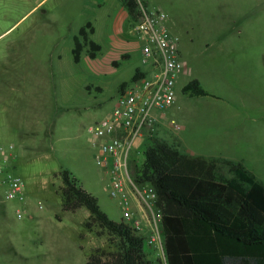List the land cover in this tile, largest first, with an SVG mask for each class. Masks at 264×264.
<instances>
[{
    "label": "rangeland",
    "instance_id": "rangeland-1",
    "mask_svg": "<svg viewBox=\"0 0 264 264\" xmlns=\"http://www.w3.org/2000/svg\"><path fill=\"white\" fill-rule=\"evenodd\" d=\"M96 2L101 7L92 8ZM148 2L166 14V25L178 39L181 58L188 66L175 105L165 111L162 140L182 153L242 163L264 183V0ZM13 14L9 10L7 15L6 7L0 5L1 24ZM88 21L94 24L92 39L100 51L90 59L85 50L76 64L73 38ZM132 24L121 0H47L43 9L34 10L7 33L3 34L6 29L0 31V68L5 67V60L17 69L9 75L10 85L2 70L0 73L3 142L9 141L4 132L14 131L20 122L28 123L23 118V78L17 72L22 59L28 53H39L42 43L44 53L46 46H52L63 55L64 64L73 67L67 75L68 88L58 77L59 99L53 97L52 105H43L39 132L43 148H26L22 143L27 138L21 139L16 159L7 163L23 179L26 197L24 202L7 201L0 189V264H47L50 254L53 264H86L89 250L109 249L106 235L98 237L85 230L81 241L89 211H62L56 191L62 182L54 174L70 170L98 198L110 219L123 221L119 200L110 196L105 173L96 165L99 144L94 145L89 128L111 115L121 87H130L136 72L146 70L141 49L131 37ZM193 80L200 82L207 96L192 97L182 91ZM172 118L184 128L173 130L169 126ZM150 142V138L137 141L131 151V167L133 162L144 163ZM132 204L133 209H141L135 201ZM18 209L24 211L21 219L16 216ZM146 230L152 232L151 227ZM81 243L85 250L79 248ZM149 252L153 260H161L157 247Z\"/></svg>",
    "mask_w": 264,
    "mask_h": 264
},
{
    "label": "trees",
    "instance_id": "trees-1",
    "mask_svg": "<svg viewBox=\"0 0 264 264\" xmlns=\"http://www.w3.org/2000/svg\"><path fill=\"white\" fill-rule=\"evenodd\" d=\"M121 1L135 21L136 1ZM94 33L88 21L74 37L76 64L85 50L90 59L100 51L92 39ZM137 78L138 71L133 81ZM182 91L192 97L208 95L198 80L187 83ZM134 173L139 183L150 185L157 193L168 264H264V183L242 163L185 154L152 138L144 151V163L135 165ZM54 178L62 182L56 190L62 211L87 209L90 215L85 230L108 237L109 249L92 251L86 264L160 263L151 258L145 235L123 221L110 219L98 198L70 170L62 169Z\"/></svg>",
    "mask_w": 264,
    "mask_h": 264
},
{
    "label": "built area",
    "instance_id": "built-area-1",
    "mask_svg": "<svg viewBox=\"0 0 264 264\" xmlns=\"http://www.w3.org/2000/svg\"><path fill=\"white\" fill-rule=\"evenodd\" d=\"M135 1L138 16L131 30L141 49L146 70H138V78L133 84L120 91L111 115L90 127L89 132L96 141L94 144H99L95 162L105 173L110 196L119 200L123 222L145 235L149 249L157 247L161 251L159 264H168L162 214L156 207L157 193L153 187L139 183L132 175L130 157L137 141L151 135L156 123L165 118V111L175 105L178 86L188 73V66L181 58L178 39L166 25V14L151 8L148 0ZM169 122L173 130L183 128L174 118ZM3 157L4 149L0 146V188L5 189L4 198L24 202L25 183L10 171ZM132 200L145 213L151 233L144 231L143 216L133 209ZM23 215L24 211L18 209L17 218L21 219Z\"/></svg>",
    "mask_w": 264,
    "mask_h": 264
},
{
    "label": "crops",
    "instance_id": "crops-1",
    "mask_svg": "<svg viewBox=\"0 0 264 264\" xmlns=\"http://www.w3.org/2000/svg\"><path fill=\"white\" fill-rule=\"evenodd\" d=\"M103 1L105 2L107 0H103ZM45 2H47V0H0V5L6 7L7 15H9V10H13L14 12L13 16H11L10 18L7 17V21L5 23L3 24L0 23V31L6 29L3 32V34L7 33L15 26L19 25L34 10L43 9V7L45 6ZM92 5H93L92 8L95 9L101 7L100 4L97 2ZM84 9L87 10L86 5L84 6ZM87 15L90 16V12ZM131 37L134 38V36ZM37 50H39L40 52L28 53V56L22 59V64L20 65L17 71L18 74H21L23 78V89H24L23 97H24V105L26 107V110L24 112L25 116L23 118L27 119L28 123L26 125L24 124L22 125L20 122L14 131L4 132L5 138L8 137L9 141L3 142L4 138L2 137V134H0V144L2 143V145L6 147L5 149L3 148L4 149L3 158L6 160V164L10 163L11 160L16 159V152H17L16 150L18 148V144L21 145V143L19 142V140L21 139L24 140L27 138V142L22 143L26 148L34 149V150L43 148L45 142L44 139L41 138L42 137L41 134L39 135V132H41V130L43 129L42 120L44 118L43 113L45 112L43 110V105H48V106L52 105L53 97L55 100L59 99L58 91L60 86L58 83V77L61 76V80H59L61 85L66 86V88H68L67 75L69 71L70 72L73 71V67L69 69V66L64 64L63 55L57 53V51L52 46L49 47L46 46L44 53L42 43H40ZM72 56H73V49H72ZM3 64L5 67L0 68V73L2 70L3 72L2 75L4 74V76L7 77L6 82L8 85H10L11 82L9 81V79L11 78H9L10 77L9 75L12 72L16 71L17 69L16 67H13V63L9 65L8 63L5 62V60L3 61ZM53 91H55L54 94H52ZM46 111H50V110H46ZM166 120H167V115L165 116V118H162L156 123L154 127L155 130L152 133H150L151 135L148 134L145 138L162 139L160 136L161 133L160 129L162 125L165 124ZM96 145H98V143ZM134 166L135 163L133 162L131 167V172L132 175L135 177ZM0 189H4V188H0ZM134 210L138 215L143 216V226L145 229L144 231L147 232L146 229L149 227V222L145 217V213H142L139 209L134 208ZM89 215L87 216L85 221L88 219ZM30 217L32 218L33 215L30 214ZM84 231L85 228L79 235L81 241L83 239L81 238V236L84 234L83 233ZM79 248L81 250H85L83 243H81ZM90 253L91 251L89 250V254ZM24 258H29V256H24ZM47 264H53L52 254H50L49 259L47 260Z\"/></svg>",
    "mask_w": 264,
    "mask_h": 264
},
{
    "label": "flooded vegetation",
    "instance_id": "flooded-vegetation-1",
    "mask_svg": "<svg viewBox=\"0 0 264 264\" xmlns=\"http://www.w3.org/2000/svg\"><path fill=\"white\" fill-rule=\"evenodd\" d=\"M180 53H181V51H180Z\"/></svg>",
    "mask_w": 264,
    "mask_h": 264
}]
</instances>
